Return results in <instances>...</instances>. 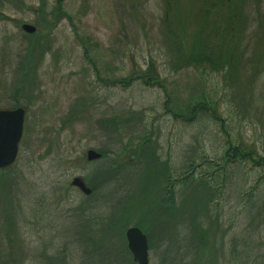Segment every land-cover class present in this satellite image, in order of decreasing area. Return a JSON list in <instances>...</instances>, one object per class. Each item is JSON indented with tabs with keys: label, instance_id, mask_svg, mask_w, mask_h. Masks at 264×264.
I'll return each mask as SVG.
<instances>
[{
	"label": "rangeland",
	"instance_id": "1",
	"mask_svg": "<svg viewBox=\"0 0 264 264\" xmlns=\"http://www.w3.org/2000/svg\"><path fill=\"white\" fill-rule=\"evenodd\" d=\"M201 40L216 68L184 60ZM134 73L161 84H115ZM197 100L220 121L171 116ZM18 106L0 264H135L130 226L149 264H264V180L244 163L207 169L227 137L264 154V0H0V108ZM189 163L163 203L165 176Z\"/></svg>",
	"mask_w": 264,
	"mask_h": 264
},
{
	"label": "trees",
	"instance_id": "2",
	"mask_svg": "<svg viewBox=\"0 0 264 264\" xmlns=\"http://www.w3.org/2000/svg\"><path fill=\"white\" fill-rule=\"evenodd\" d=\"M29 35V34H28ZM206 40H201L198 44V48H195L191 50L188 55L185 57L184 60L190 65H198V66H203V64H209L210 67L216 68L218 64H221V62H216L215 59H213V56L211 53L208 52L207 47L204 45ZM200 47V48H199ZM204 49V53L202 51ZM198 50V52H197ZM141 82L144 85H153V84H158L160 85L161 83L159 82L158 79H153L151 75L144 74V73H134V74H128L124 77L117 78L115 81V84H119L120 86H130L133 84V82ZM208 103L203 101V100H197L194 103H189L186 104L183 110H179V112L171 111V116L175 118L181 117L184 121H188L189 119L193 118L197 114L201 113L204 117L206 118H211L213 121L219 122L220 118L215 115L213 112H209L207 109ZM201 111V112H200ZM223 132H225V129L222 128ZM143 141H148L149 138L145 136L143 138ZM107 156L104 153H101V157L98 160H102ZM202 162H208L204 158L201 159ZM204 160V161H203ZM220 160L222 163V167L217 166L218 163H216V166H212V163H209L207 169H211V173L215 174V172H219L220 168H224L225 164H229V168H233V166H237L240 164H245L250 169L255 170L256 173H258V179L256 180V184L260 182V180H264V154L258 153L255 149L246 147L242 145L241 143H237L233 141L230 137H227L226 139V148L223 151ZM114 162L110 161L107 165V168L105 167L104 170L102 171L103 178L109 177V174L112 173L115 168H118V165L113 164ZM202 163H199L196 167H199ZM195 166H193L191 163L187 165V168L185 171L178 177H172L171 175L165 176V182L166 186L163 189L164 196L163 198L161 197L162 202L166 199H169L167 197V194H170L173 192V187L174 184L176 183H181L183 184L184 181L192 177L193 171H194ZM230 169V170H231ZM0 171H2L0 169ZM213 171V172H212ZM223 172V171H222ZM226 172L224 171V176ZM212 175V174H211ZM223 175V174H222ZM218 176V175H217ZM222 178V176L220 177ZM198 179L200 182H202L209 190V194L214 195V190L211 184V181L204 176H201V174L198 176ZM256 187V185H255ZM216 194V193H215ZM252 193H248L247 199L251 200Z\"/></svg>",
	"mask_w": 264,
	"mask_h": 264
},
{
	"label": "water",
	"instance_id": "3",
	"mask_svg": "<svg viewBox=\"0 0 264 264\" xmlns=\"http://www.w3.org/2000/svg\"><path fill=\"white\" fill-rule=\"evenodd\" d=\"M21 29L28 34L35 32V26L24 23ZM24 119V109L0 108V169L9 167L14 163L21 138ZM101 154L93 149L86 151V159L93 161L99 159ZM73 187L78 188L83 194L89 195L91 189L82 178L76 176L70 181ZM126 244L135 264H149L148 243L146 235L137 226H130L125 231Z\"/></svg>",
	"mask_w": 264,
	"mask_h": 264
}]
</instances>
